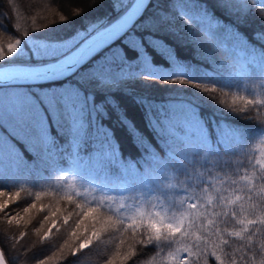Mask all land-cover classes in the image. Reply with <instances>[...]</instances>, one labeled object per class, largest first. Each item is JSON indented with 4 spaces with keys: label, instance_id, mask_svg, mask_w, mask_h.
I'll return each instance as SVG.
<instances>
[{
    "label": "trees",
    "instance_id": "1",
    "mask_svg": "<svg viewBox=\"0 0 264 264\" xmlns=\"http://www.w3.org/2000/svg\"><path fill=\"white\" fill-rule=\"evenodd\" d=\"M217 2L199 0L200 7L193 10V16L198 19L197 14L206 9L214 25L218 21L228 31L238 34L249 47L255 45L259 49L255 35L264 31V20L260 19L264 6L252 0H233L238 6L248 2L250 10L238 7L232 13H225L217 7ZM126 3L128 0H0V48L7 51L9 44L20 40V47L27 54L32 46L29 37L48 41L71 39L77 31L83 33L94 25L114 21L118 13L122 14ZM168 4L169 0H152L146 14L167 11ZM60 16L66 19L61 21ZM189 28L194 31L190 32ZM156 38L167 46L166 49L161 47V51L172 61L169 69H186L194 73L195 78L192 84L181 85L178 81L172 82L174 77L162 73V80H132L116 92L114 100L124 122L111 115L104 118L103 123L117 154L132 166L122 173L125 185L101 190L95 129L88 137L82 136V140H89L88 150H83L85 145L81 143L78 155L71 149L69 153L47 160L33 159L22 153L26 163L20 164L0 159V249L8 264H108L109 260L114 264H221V261L231 264L233 259L236 264H261L264 260L261 247L264 225H248L250 220L264 219V196L258 194L264 181L253 167L264 154V105H252L240 111L244 106L237 100L236 110L230 111L234 95L247 100H264V87L258 79L244 80L239 63L235 68L222 69L221 64L229 59L232 47L225 42L217 43L206 27L197 26L196 20L183 16L170 31L162 30ZM206 39L218 49L216 59L208 51L207 43L202 46ZM23 59L13 53L6 61H0V65L22 66ZM159 59L154 57V60ZM196 84L199 88L193 86ZM228 84L233 86L227 87ZM213 88L215 92L203 91ZM11 94L6 91L0 98L5 105ZM140 97H147L154 108L170 106L180 100L192 102L198 105L197 111L208 121L209 129L212 119L224 122L238 141L229 138L236 154L224 156L232 161L227 173L214 169L218 175L209 178L205 174L206 181L210 182L201 185L195 178L192 183L185 182L184 175L171 168L163 173L158 169L149 170L141 159L146 157L144 148H154L162 157L164 153L157 145L163 141L157 135L159 129L154 130L149 124L145 107L138 102ZM212 139L215 140V136ZM220 152L224 155L223 145ZM137 160L141 161L140 165L135 164ZM245 174L256 179L245 181L242 179ZM141 190L142 194L138 195ZM5 204L7 208L2 207ZM89 209H97L114 221L122 220L126 226L135 223L139 227L135 232L122 227L119 231L101 233L99 239L93 237L90 248L76 257L70 255L67 247L62 253L60 249L65 241L73 249L78 245L73 231L81 238L91 235V216L83 218L85 226L76 227L80 214ZM64 217H68L67 224ZM53 220L56 223L52 227ZM151 223L179 225L180 231L175 233L171 243L155 240L148 243L147 234L153 233L146 225ZM96 228L100 229L101 225L97 224ZM234 232H240L241 236H233ZM141 240L144 243L138 242ZM185 248L190 249L192 255L185 252ZM128 253L135 255L125 261ZM62 255L67 260H61Z\"/></svg>",
    "mask_w": 264,
    "mask_h": 264
},
{
    "label": "snow or ice",
    "instance_id": "2",
    "mask_svg": "<svg viewBox=\"0 0 264 264\" xmlns=\"http://www.w3.org/2000/svg\"><path fill=\"white\" fill-rule=\"evenodd\" d=\"M252 3L264 6V0H252ZM149 6L151 5H146L145 0H128L121 9L122 14L118 13L114 22L110 20L105 24L94 25L83 33L77 31L71 39L48 41L29 37L32 46L27 54L24 48L20 47V40L14 45L9 44L7 51L0 48V61H6L13 53L24 58L22 66L0 65V98L6 91L12 93L7 105L0 99V159L20 164L26 163L22 153H27L33 159L47 160L69 153L71 149L78 155L81 143L85 145L83 150H88L86 145L89 140H82V136L88 137L95 129L97 135L94 141L99 143L100 172L105 176H118L126 172L132 166L127 165L122 155L117 154L112 137L104 130L103 120L116 115L118 120L124 122V118L118 114L119 105L114 97L122 86L128 85L132 80H162L163 73L174 77L173 83L178 81L181 85L192 84L194 73H189L183 68L176 71L169 69L172 61L161 51V47L166 49L167 46L163 40L156 38L158 32L170 31L175 21L183 19V16L196 20L198 27H206L217 43L225 42L232 47L229 59L221 64L222 69L235 68L236 63H239L244 80L258 79L261 87H264V31L255 35L260 44L257 49L255 45L249 47L247 43L242 42L238 34L228 31L218 21L214 25L206 9L202 14H197L198 19L193 16V10L200 7L199 0H169L167 11L155 14H146ZM217 7L225 13H232L238 7L241 10H250L248 2L238 6L233 0H218ZM236 14L240 15V12L237 11ZM65 19V16H60L61 21ZM260 19L264 20V8L261 9ZM189 31L194 30L189 28ZM25 36H28V33H25ZM204 43L208 44V51L213 59H216L215 53L218 49L207 39L202 42V46ZM154 57L160 59L154 60ZM193 86L199 88L198 84ZM236 86L240 87V84ZM203 91L215 92L216 89ZM237 100L244 106L240 111L252 105H264V100H247L234 95L230 111L236 110ZM138 102L145 107L149 124L154 130L159 129L157 135L163 141L157 145L164 153L162 157L155 153L154 148H144L146 157L141 159L149 170L158 169L163 173L171 168L173 172L184 175L185 182L192 183L195 178L201 185L210 182L206 181L205 174L209 178L218 175L214 173V169L227 173L232 161L224 156L236 154L229 143L230 136L234 141L236 138L224 122L212 119V128L209 129L208 121L197 111L198 105L192 102L180 100L170 106L161 105L159 108L152 107L147 97H140ZM177 132L181 135L178 136ZM213 136L215 140L212 139ZM221 145L224 146V155L220 152ZM140 163V160L135 162L136 165ZM253 167L258 169L259 179L264 181V159L257 160ZM242 179L252 181L256 177L245 174ZM100 188L106 190L108 185L102 184ZM140 194L142 190L138 193ZM258 194L264 196V184L258 189ZM220 199L223 200L224 197ZM239 199L240 197H237V200ZM2 207L7 208V204ZM27 210L26 208L25 211ZM235 215L233 212L232 216ZM88 216L92 218L91 235L81 238L73 231L72 235L77 236L79 243L73 249L72 245L65 241L60 249L62 253L64 247H67L70 255L76 257L84 249L90 248L93 237L99 239L101 233L119 231L122 227L135 232L139 227L135 223L126 226L122 220L114 221L110 216L106 218L97 209L82 212L80 219L76 221V227L85 226L83 218ZM55 223L53 220V226ZM64 223H68V217H64ZM208 223L212 224L213 221ZM257 223L264 225V219L248 221V225ZM97 224L101 225L100 229L96 228ZM114 225H117L115 229ZM146 229H150L154 234H147L148 243L154 240L171 243L175 233L180 231V226H157L151 223L146 225ZM232 235L241 236V233L234 232ZM138 242L144 243L142 240ZM223 243L228 244V241ZM261 247L264 248V245ZM184 251L192 255L190 249L185 248ZM132 255L135 253L126 254L124 260L130 259ZM228 255L225 253V256ZM169 256H173V253L170 252ZM216 259L220 260V257L217 256ZM61 260H67V257L62 255ZM108 264L114 262L109 260ZM221 264L224 262L221 261ZM231 264H236V261L233 259ZM261 264H264V260Z\"/></svg>",
    "mask_w": 264,
    "mask_h": 264
},
{
    "label": "rangeland",
    "instance_id": "3",
    "mask_svg": "<svg viewBox=\"0 0 264 264\" xmlns=\"http://www.w3.org/2000/svg\"><path fill=\"white\" fill-rule=\"evenodd\" d=\"M262 159H264V154L261 157H259V160H262ZM100 177L102 179V182H104V184H110L113 186L114 184L118 183V181L121 178V175L105 176V174L101 173Z\"/></svg>",
    "mask_w": 264,
    "mask_h": 264
},
{
    "label": "water",
    "instance_id": "4",
    "mask_svg": "<svg viewBox=\"0 0 264 264\" xmlns=\"http://www.w3.org/2000/svg\"><path fill=\"white\" fill-rule=\"evenodd\" d=\"M150 1L151 0H145V4L149 5ZM0 264H7L5 259H4V257H3V255H2V253H1V251H0Z\"/></svg>",
    "mask_w": 264,
    "mask_h": 264
}]
</instances>
